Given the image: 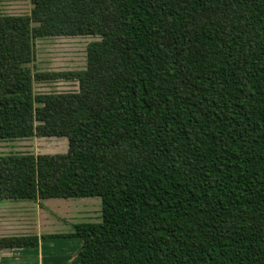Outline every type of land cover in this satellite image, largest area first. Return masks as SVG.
<instances>
[{
    "label": "trees",
    "instance_id": "1",
    "mask_svg": "<svg viewBox=\"0 0 264 264\" xmlns=\"http://www.w3.org/2000/svg\"><path fill=\"white\" fill-rule=\"evenodd\" d=\"M0 15V200L100 197L81 264H264V0H31ZM98 36L84 69L34 72V41ZM79 90L36 93L35 81ZM38 235L0 236L7 248Z\"/></svg>",
    "mask_w": 264,
    "mask_h": 264
},
{
    "label": "crops",
    "instance_id": "2",
    "mask_svg": "<svg viewBox=\"0 0 264 264\" xmlns=\"http://www.w3.org/2000/svg\"><path fill=\"white\" fill-rule=\"evenodd\" d=\"M101 220L102 200L95 197L0 200V236L41 237L38 246L2 250L0 264H81V238L44 236L72 233L77 223Z\"/></svg>",
    "mask_w": 264,
    "mask_h": 264
},
{
    "label": "rangeland",
    "instance_id": "3",
    "mask_svg": "<svg viewBox=\"0 0 264 264\" xmlns=\"http://www.w3.org/2000/svg\"><path fill=\"white\" fill-rule=\"evenodd\" d=\"M31 0H0V15H29ZM98 36H70L37 38L34 41L35 57L31 67L34 72L84 69L87 66V47ZM36 93L79 90L78 82L60 80L35 81ZM67 137H32L27 139L0 140V155L12 153L56 154L66 153ZM95 200H101L95 197ZM96 221V220H93Z\"/></svg>",
    "mask_w": 264,
    "mask_h": 264
}]
</instances>
